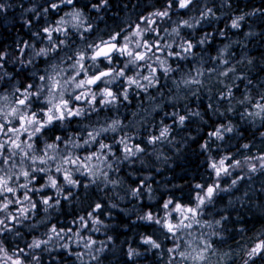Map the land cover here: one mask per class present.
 <instances>
[{"label": "clouds", "instance_id": "1", "mask_svg": "<svg viewBox=\"0 0 264 264\" xmlns=\"http://www.w3.org/2000/svg\"><path fill=\"white\" fill-rule=\"evenodd\" d=\"M0 264H264V0H0Z\"/></svg>", "mask_w": 264, "mask_h": 264}]
</instances>
